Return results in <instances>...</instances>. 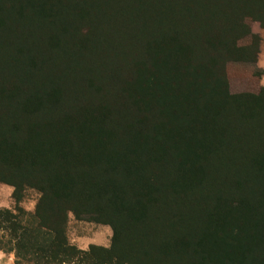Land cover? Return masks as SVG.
I'll list each match as a JSON object with an SVG mask.
<instances>
[{"label":"trees","instance_id":"obj_1","mask_svg":"<svg viewBox=\"0 0 264 264\" xmlns=\"http://www.w3.org/2000/svg\"><path fill=\"white\" fill-rule=\"evenodd\" d=\"M253 22L264 0H0V184L16 205L41 193L33 213L0 209V252L264 264V87L233 94L226 77L258 62ZM87 208L113 227L106 257L68 242ZM133 241L137 256L118 254Z\"/></svg>","mask_w":264,"mask_h":264},{"label":"rangeland","instance_id":"obj_2","mask_svg":"<svg viewBox=\"0 0 264 264\" xmlns=\"http://www.w3.org/2000/svg\"><path fill=\"white\" fill-rule=\"evenodd\" d=\"M252 29H253V32L255 34H257L258 37H260V39H261V36H260L261 25H260V23L253 22L252 23ZM260 48H261V42H260ZM262 73H263V70L258 66V62L255 64H245V63H235V62L229 63L226 66V77L229 81L230 91L233 94L248 93V94H252V95H259L261 89L263 88L261 85ZM138 170H141V172H140L141 179H142V175L144 177L146 176L147 179L149 177H156V176L162 177V172H160L158 168H143V170H142V168H138ZM117 178H118V176H117ZM138 178H139V176L134 175V177L131 176L130 179L124 178V180L127 181L128 185L132 184V182L135 181L136 184H138V186H140V188H144L145 185L142 186V180H137ZM143 182L148 183L149 181L144 180ZM2 185H5V184H0V186H2ZM21 195L24 196V198L21 200L22 202H20V203H23L24 201H31V202L37 204L40 200V197H41L40 192L33 190V189L29 190L27 188L24 189V191L21 193ZM20 203L18 205H15L11 210H15L17 208V206L22 208ZM90 208H91V206H90ZM81 210L82 211H80L79 217L77 216V214L75 212L69 213V220H68L69 222H68V226L66 229L67 230L66 231L67 237H68V229H69L70 225H72V223L74 224V226L76 228V233L81 238H84L86 235H88L87 233L93 234V233H95L96 230L100 231V230H102L103 227L110 228L111 229V235H109V237H108L109 245L106 247L99 246L97 248V250H95L96 256H98L100 258L108 256L109 250H110L112 243H113V231H114L113 227L111 225H108V224H103L102 222H99L96 218H93L91 216L90 211H88L89 210L88 208L87 209H81ZM25 211L28 213H33V212H30L27 210H25ZM76 221L79 223V225H78V223H76ZM128 224L134 226V229L130 228V231H131L130 236L133 237L135 232L139 230V227H141L145 224V221H140V220L135 221L133 218L132 221L128 220ZM156 227H157V225H156ZM156 227L153 226L152 228L155 229ZM136 228H137V230H136ZM70 239H71V242H70L69 238H68V242L72 245L73 244L72 238L70 237ZM134 241L132 243H129L128 247H125V248H127V251L119 250L118 254H124V255L129 254L130 256L133 254V256H137V252L132 247V244L134 243ZM102 250L107 251V253L103 252ZM15 261H16V258H15L14 254H7V253L0 252V264H15Z\"/></svg>","mask_w":264,"mask_h":264},{"label":"crops","instance_id":"obj_3","mask_svg":"<svg viewBox=\"0 0 264 264\" xmlns=\"http://www.w3.org/2000/svg\"><path fill=\"white\" fill-rule=\"evenodd\" d=\"M261 36V48L258 57V66L263 70L261 85L264 87V29H260ZM14 188L8 185L0 186V209H12L16 205V201L13 198ZM22 208L27 211L34 212L37 204L31 201H24L20 203ZM76 223H78L76 221ZM79 225V223H78ZM84 238H81L76 233V228L74 224L70 225L68 229V238L71 242L70 237L74 246L79 250L87 251L91 246H101L106 247L109 245L108 237L111 235V229L103 227L102 230H96L95 233H87Z\"/></svg>","mask_w":264,"mask_h":264}]
</instances>
